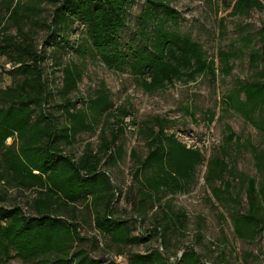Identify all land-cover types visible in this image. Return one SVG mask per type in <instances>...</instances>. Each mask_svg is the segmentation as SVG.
<instances>
[{
	"label": "trees",
	"instance_id": "obj_1",
	"mask_svg": "<svg viewBox=\"0 0 264 264\" xmlns=\"http://www.w3.org/2000/svg\"><path fill=\"white\" fill-rule=\"evenodd\" d=\"M173 1L0 0V57L11 64L4 72L10 78L8 85L2 86L0 74V264L11 260L23 264H101L89 254L98 240L80 233L75 219L78 205L89 213L94 230L110 245L146 243L152 232L159 237L161 251L129 252L125 264H204L194 250L170 261L165 252L170 235L184 229L187 216L161 203L163 196L188 190L203 161L199 149L188 147L174 133L167 134L162 121L146 122L139 130L147 150L144 155L135 150L130 155L135 164V188L129 187L132 209L141 218L147 217L148 208L156 205L158 209L152 217L153 228L142 235H133V228L116 215V188L106 169L116 166L125 155L123 145L117 144L122 126L110 129L108 136L106 131L100 132L99 146L87 144L78 157L65 153L76 144L78 135L93 132L105 117L114 115L104 85L87 101L70 98L83 71L73 61L64 62L68 46L78 56L92 54L108 69H128L136 85L148 93L175 82H194L202 75L214 80L216 72H231L232 53L218 52L223 64L219 70L199 42L178 31L180 15L171 6ZM219 1L207 0L212 4ZM139 2L132 35L126 41L122 33L128 27L131 8ZM44 4L53 6L46 18ZM226 7L231 8L230 16L251 10L264 13V0H235ZM76 24L83 28L84 36L71 42ZM219 27L223 28V20ZM38 29L45 33L40 49L33 41ZM258 36L260 47L249 53L250 65L264 61V23ZM244 40L250 41L248 37ZM50 48L54 67L49 72ZM57 69L61 73L60 102H54L50 78ZM224 101L227 111L241 113L264 134V66L259 77L239 84ZM116 111L123 117L129 115ZM226 131L220 155L207 163L206 180L212 184L222 180L229 168L223 158L229 144L241 140L229 127ZM251 151L260 180L247 178L242 182L247 211L232 216L235 235L249 241L264 230V150L252 147ZM224 186L223 191L229 193L230 182ZM10 188L30 194L26 209L19 204L6 205ZM212 189L215 194L220 191ZM85 240L90 242L89 251L80 247ZM102 264L119 263L110 260Z\"/></svg>",
	"mask_w": 264,
	"mask_h": 264
},
{
	"label": "rangeland",
	"instance_id": "obj_2",
	"mask_svg": "<svg viewBox=\"0 0 264 264\" xmlns=\"http://www.w3.org/2000/svg\"><path fill=\"white\" fill-rule=\"evenodd\" d=\"M234 1L220 0L212 4L207 0H174L171 3L180 15L178 31L199 42L208 59L214 60L219 70L223 64L219 60L218 52L233 54L229 60L231 72L228 75L216 72L214 80L202 75L194 82H175L148 93L136 85L128 69L122 72L108 69L92 54L78 56L69 46L63 57L64 62L73 61L83 71L77 90L70 95L72 100L87 101L93 92L104 85L114 106V115L105 117L93 132L78 135L76 144L72 148H66L65 153L78 157L87 144L94 148L99 146L100 132L106 131L108 136L110 129L122 126L123 134L117 144L123 145L125 155L116 166H108L106 169L116 188V215L133 228V235H142L146 230L152 229V217L158 210L154 205L152 209H147V217L141 218L132 209L130 200L129 187L135 188L132 180L135 164L130 156L131 152L135 150L137 154L144 155L147 150L145 141L139 134L141 127L146 122L162 121L167 134L174 133L178 140L202 153L203 161L196 168L188 190L184 193L168 194L161 200V203L169 204L175 211H184L187 216L184 229L170 235L168 249L165 251L170 261L179 259L185 251L194 250L204 264H264V230L256 239L249 241L236 236L232 225V216L235 213L243 215L247 211L246 199L241 190L242 182L247 178H256L257 182L260 180L251 149L255 147L257 150H264V134L241 113L227 111L224 101L238 89L239 84L259 77L264 61L250 65L249 53L260 47L258 32L264 23V13L251 10L241 16H230L231 8L227 9L226 5ZM140 4L141 2L137 3L129 12L128 27L122 33L126 41L131 38ZM42 7L46 18L53 6L44 4ZM220 20H223V28L219 27ZM73 28L75 31L70 37L71 42L84 36L82 27L76 24ZM34 32V44L40 49L45 33L40 29ZM245 37L250 41L246 42ZM51 50L52 48L47 51L49 59L46 63L49 65V72L54 67ZM10 68L11 64L7 63L5 57H0L2 86L10 83V78L4 73ZM50 78L54 82V102H60L59 69ZM77 106L80 107L81 102ZM118 109L129 115L123 117L116 111ZM255 117L256 114L252 118ZM226 127L241 140L237 143L234 139L229 144L223 157L229 168L222 180L212 184L206 180L207 163L211 158L220 155L228 135ZM225 182L231 184L229 193L223 191ZM213 186L220 190L219 193H214ZM29 195L27 191L10 188L6 194V205L19 204L26 209ZM235 196L238 198L234 201L232 198ZM75 219L80 225L82 236L98 240V244L91 248L89 254L99 259L101 264L110 260L125 264L126 254L129 252L143 253L148 249L161 251V241L153 232L151 240L146 243L127 247L110 245L94 230L89 213L82 205L77 206ZM80 247L89 251L90 242L85 240ZM6 264L23 263L11 260Z\"/></svg>",
	"mask_w": 264,
	"mask_h": 264
}]
</instances>
